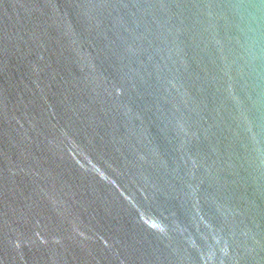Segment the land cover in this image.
Returning <instances> with one entry per match:
<instances>
[{
    "label": "water",
    "instance_id": "obj_1",
    "mask_svg": "<svg viewBox=\"0 0 264 264\" xmlns=\"http://www.w3.org/2000/svg\"><path fill=\"white\" fill-rule=\"evenodd\" d=\"M0 264H264V0H0Z\"/></svg>",
    "mask_w": 264,
    "mask_h": 264
}]
</instances>
